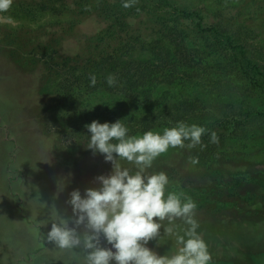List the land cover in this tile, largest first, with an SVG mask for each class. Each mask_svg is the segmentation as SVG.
<instances>
[{
    "label": "rangeland",
    "instance_id": "1",
    "mask_svg": "<svg viewBox=\"0 0 264 264\" xmlns=\"http://www.w3.org/2000/svg\"><path fill=\"white\" fill-rule=\"evenodd\" d=\"M157 1L136 0L132 7H123L130 14L127 29L133 30L135 36H144L148 51L139 53L145 59L154 61L162 69L174 64L179 72H196L199 78L195 80L199 85L188 96L175 90L176 83L174 87L160 84L162 91L152 103L155 111L161 107L173 111L188 99L192 104L189 109L194 112L191 116L193 124L206 126L231 116L244 120V110L248 106L262 109L263 88L251 86V77L245 75L241 64L246 65L245 58L250 59L251 76L263 80L264 0H171L179 8L200 11L205 25L226 29L232 45L228 50L235 48L229 53L217 51L210 33L207 37H199L192 31V22L179 21L175 26L184 31L185 50L191 56L195 50L199 52L193 60L181 58L177 46L165 37L159 24L154 29L151 27L160 15L170 17L167 24L174 26V10L163 4L158 7ZM59 2L13 0L8 10L0 11V264H84L82 250L56 248L45 241L39 229L45 234L49 231L51 224L42 226L43 222L55 220L56 211L70 216L71 208L65 203L69 193L78 188L83 194L86 188L98 187L94 178L108 174L112 169L111 162H106L101 154L93 155L86 148L89 133L85 125L93 119L81 120L82 110L90 114L95 107L115 104L114 108L118 106L117 118L123 119L127 115V104L121 95L114 93L111 96L104 90V93L98 91L96 95L87 96L90 83L82 82L79 86L74 85L81 90L79 93L75 92L76 88L66 93L60 83L64 73L56 74V64L60 61H53L56 68L49 70L39 58L22 54L16 48L18 42L13 34L29 30L40 32L37 38L41 44H47L51 38L49 52L62 46L65 55L71 57L82 50L84 40L88 42L90 36L104 30L107 22L93 17L98 16L97 11L82 19L73 13L71 0H65L69 7ZM47 24L60 26L54 39L44 31ZM154 44L157 49H153ZM41 52L43 49L39 48L36 54ZM132 56L137 58V54ZM128 58L127 63L133 60ZM234 59L236 61L229 62ZM44 60L47 63V57ZM123 62L117 61L114 67L119 69ZM100 70L95 72L97 82H103L109 74L115 75L109 66L107 70ZM164 91L168 93L164 95L167 100L160 102ZM242 94L246 95L245 99ZM255 116L253 114L254 118L246 128L240 127L233 139L224 144L213 143L223 156L216 158L211 167L200 165L185 142L184 147L170 148L161 154L149 169L150 173L166 172L169 177L167 190L182 193V200L190 198L196 203L195 219L199 223L198 232L212 253L210 264H264V117ZM123 123L128 124L124 120ZM230 158L249 161L251 165H244L251 168L248 171L250 178L253 168L259 164L260 170L255 177L263 181V185H254L252 194H241L238 199L232 197L230 189L224 187L226 179L219 173ZM120 163L135 171L126 160ZM64 177L69 182L55 196ZM253 222L262 226L259 231H254ZM168 223L162 221L165 228ZM221 224L229 230L217 229ZM176 225L181 234L187 227L180 219ZM160 231L163 234V228ZM148 247L160 255H171L177 248L176 238L164 234L159 240H150Z\"/></svg>",
    "mask_w": 264,
    "mask_h": 264
},
{
    "label": "clouds",
    "instance_id": "2",
    "mask_svg": "<svg viewBox=\"0 0 264 264\" xmlns=\"http://www.w3.org/2000/svg\"><path fill=\"white\" fill-rule=\"evenodd\" d=\"M12 3L13 0H0V11L8 10ZM135 3L136 0H122L124 8ZM96 83V75L90 74V86ZM106 83L116 86L118 80L109 74ZM125 118L103 123L93 120L85 125L89 133L86 148L111 162L112 169L94 178L98 187L86 188L83 194L73 189L65 201L71 215L56 211L55 220L43 222L42 226L51 224L49 231L45 234L40 228L39 232L56 248L82 250L84 264H210L211 253L195 219L196 203L190 198L182 200V193L167 190L166 172H149L153 161L170 148L184 147L186 141L192 148L201 144L207 129L178 122L163 133L149 130L130 135L129 127L123 123ZM211 140H218L215 132ZM122 160L133 165L135 171L124 167ZM68 182L67 177L61 178V188L54 195L58 196ZM178 219L187 225L182 234L177 231ZM164 220L169 222L166 228ZM164 234L176 238L177 248L171 255H160L148 247L150 240H159Z\"/></svg>",
    "mask_w": 264,
    "mask_h": 264
},
{
    "label": "trees",
    "instance_id": "3",
    "mask_svg": "<svg viewBox=\"0 0 264 264\" xmlns=\"http://www.w3.org/2000/svg\"><path fill=\"white\" fill-rule=\"evenodd\" d=\"M59 1V3L63 6L66 5L69 7L65 0ZM71 1L73 3L71 7V9L73 8V13L82 17V19L97 11L98 16L93 17L104 23L105 21L107 22L104 30L97 33V35L90 36L88 42H86L87 39L84 40L83 46H81L82 50H80V52L72 54L73 56L71 57L66 56L63 52L62 46H57L49 52V47L52 46L51 43L53 42L52 41L49 44L51 38H49L47 44H41V40L37 38L39 37L38 33L40 32L32 33L29 30H22L13 34L14 40L18 42L15 45L16 48L21 50L22 54L39 58L45 67L47 65L49 70L56 68L55 66L57 65L56 74H59V71L64 73L63 81L60 83H62V91H65L66 93L69 89L72 90L75 88V92L79 93L81 90L77 88V86H79L81 82L90 83V74H95L97 69L104 70L106 68L107 70L108 66L111 67L118 80L117 85L110 87L106 83L105 79L103 82H97L94 87L90 86L87 96L92 94L96 95L98 91L104 93V90L111 96L114 93L121 95L120 98L127 104V115L124 122L128 123L127 126L130 129V135L144 133L149 130L163 133L164 129L174 127L178 124V122H184L188 125H190V123L193 124L191 116L194 112L189 109L192 104L188 99H186L184 104H180L173 111L171 108L168 109L166 107H161L157 112L155 111L156 107L152 103L155 98L158 97V94L160 95L159 91L161 92L162 89L159 85L162 83L170 84L173 87L176 83L177 88L175 87V90L178 93L183 92L190 96L199 85L195 80L199 78V74L196 72L189 73L187 71L179 72L174 64L171 65V67H163L162 69V66L156 65L154 61L145 59V57L139 52L148 51V44L144 43V36H135L133 30L127 29V27H129L127 18L130 14L128 15V13L124 11L122 0ZM157 2H159V4H157L158 7L163 4L164 7H171L174 10L175 14L172 17L174 18L172 23L174 26L169 27L167 24L170 17L160 15L152 22L153 24H151V27L154 29L156 25L159 24V29L162 30L165 37L168 40H173L172 42H174L177 46L178 53L181 58H190L193 60L199 55L197 50H195L194 53L192 52V56L190 53H187L184 45V31L183 29H179L175 26V24L179 21L185 22L186 20L192 22V31L195 35L204 38L210 33L213 36L212 44L216 47L217 51H228V53L231 50L235 51L234 47L228 50V47L232 46L230 42L231 37L229 36L228 31L218 25H205L204 17L200 14V11H189L187 9L179 8L173 5L171 0H158ZM109 20H111L112 23H110ZM78 21L80 23V20ZM75 23L77 24V22ZM71 25H73L72 22ZM56 26L57 24H47L44 26V31H47L51 35L52 39L58 36L56 31L60 28V26ZM42 31L43 29H41V32ZM58 43L60 42L58 41ZM162 46L160 45L159 48H162ZM157 47L158 46L154 44L153 49H157ZM39 48H42L43 52L38 55L36 54V51ZM134 54H137V58H133L134 56L132 55ZM45 57H47V63L44 62ZM128 57L133 58V60L129 63H127L128 61L125 62ZM226 59L228 60L229 57H226ZM56 60L60 61V63H57ZM119 60H124V62L121 66H118L119 69H117L114 65L117 64V61ZM53 61L57 64L55 65ZM234 61H236V59L229 62ZM245 61L246 65L241 64V68H243L245 75L251 77L249 78V83L254 88L262 87L264 91V77L263 80H256L255 76H251V73L253 72V68L250 67L251 60L245 58ZM17 67L20 68L19 65H17ZM66 75H69L70 77L67 78ZM74 85L77 86L74 87ZM163 93L162 101L160 102L167 100L164 95H168V93L165 91ZM242 96H244L243 99H245L246 95L242 94ZM194 100L197 101V98ZM115 106V104H111V107L109 105L104 108L95 107L90 111V114L87 113L86 110H82L79 117L81 120L83 119L87 121L93 119L100 122L102 120L115 122L118 113V106L114 108ZM263 108L264 100L262 101V109L248 106L247 109L244 110V120L239 117L231 116L229 118H219V120H215L214 122L203 126L207 129V132L202 135L201 144L196 145L194 148L189 147L196 160L199 161V164H208V166L211 167V163H213L216 158L223 156L219 148H217L211 140L212 132H215L218 137L216 143L220 142L224 144L226 140H231L237 135L240 127L246 128L248 126V122L254 118L253 114L264 117ZM158 109L159 108L157 107V110ZM235 115H238L236 111ZM117 119H119V117ZM186 143H188V141H186ZM247 162L249 161L243 162L240 160L236 161L233 158L227 159L219 172L221 173V177L226 179L227 183L224 187L226 189L229 188L232 193V197L237 199L241 196V194H252L254 192V185H263V181L257 180L255 177V174L260 170L259 164L256 168H253V175H251L250 178L248 171L251 168L245 166L244 163L249 165H251V163ZM248 177L250 179H248ZM220 226L221 227H217V229L229 230V228L224 224H221ZM260 226V224L253 222L254 231H259Z\"/></svg>",
    "mask_w": 264,
    "mask_h": 264
}]
</instances>
